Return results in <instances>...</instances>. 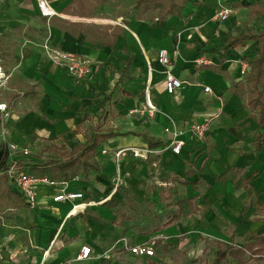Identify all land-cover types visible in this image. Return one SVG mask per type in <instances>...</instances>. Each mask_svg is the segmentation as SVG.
Returning <instances> with one entry per match:
<instances>
[{
	"label": "crops",
	"instance_id": "obj_1",
	"mask_svg": "<svg viewBox=\"0 0 264 264\" xmlns=\"http://www.w3.org/2000/svg\"><path fill=\"white\" fill-rule=\"evenodd\" d=\"M112 1L103 3L100 0H48L57 15L47 19L40 15L38 0H0V64L9 77L5 89L19 106L15 110L9 103L1 102L9 106L10 114L3 122L9 124L11 129L16 127L24 135L33 136L36 142L44 141L46 146L53 144L58 148L64 147L66 151L85 144L96 127L111 128L121 134L107 140L98 149L94 162L99 171H86L70 181L71 187L86 190V202L91 203L77 215L70 213V204L51 203L45 188L39 193L37 208L31 210L8 179L7 187L21 197L27 206L18 208L19 206L8 202L11 208L31 212L35 225L40 227L37 231H32L33 248L26 253L32 260L31 264L35 261L37 264H68L71 262L70 258L74 257L76 262L84 263L103 255L104 251L100 246L103 244V238L114 230L113 211L121 202V199H117L118 189L128 186L123 184L122 178L120 179L121 161L123 165L126 164V170L132 172L134 151L140 153L137 157H142L145 161L148 159L149 153L146 155L148 151L145 149L149 147L143 139L145 134L166 145L171 137L170 133L165 132L169 127L167 117H170L182 132L179 138L185 140V146L180 155L171 154L169 163L170 156L164 153V147L152 150L155 151L153 154H156V158L163 164L166 163L171 171L176 172L179 183L184 187H191L194 195L175 203L177 212L165 224L166 228L185 220L248 221L249 216L254 213V209L252 213L250 211L253 208L250 201L254 191L253 180L256 179L257 171L264 160V145L257 151L254 142L257 129L264 131V124L259 126L257 113L244 106L247 97L246 77L251 70V64L248 62L249 71L244 77H240L236 54L239 45L253 41L238 44L227 51L223 50L222 47L230 35L235 37L240 34L230 33L231 19L217 26L211 20L212 8L204 6L198 10L189 2L181 19L171 17L167 21H158L155 10L139 8L155 12L153 19L156 23H151L150 26L143 17L138 18L122 9L119 10L117 18L122 14L127 16L122 19L123 26L109 24L115 27L94 32L91 29L92 33L71 32L73 27H80L95 18L93 14L86 13L85 4L89 7L90 2H96L105 6ZM135 2L136 0L133 2V8ZM216 33L220 34L221 39L218 45H213L211 37ZM46 44L89 58L92 61V70L87 80L70 77L51 61L44 52ZM255 44L257 47V43ZM161 49L169 52V69L184 81L182 88L175 95H169L165 91L163 68L157 63V53ZM254 55L247 56L252 58ZM199 58H203L207 63L197 65L196 60ZM153 65L158 66V71L153 70ZM149 66L153 70L151 77ZM148 85L151 87L150 101L157 107L158 112L151 116L146 110L142 113L147 117L155 115L154 119L146 124L151 129L131 130L121 123L119 118L126 117L127 121H130L134 109L144 110L146 97L138 98L137 92L142 90L145 93ZM205 87H210L212 92L206 93ZM111 112L118 117L112 123L113 126L99 121L102 114L106 117ZM1 118L2 113L0 121ZM206 120L209 121L211 130L206 145L180 129L186 126L185 130L189 132L192 123H203ZM131 124H135V121L129 122L128 125ZM92 126L94 128L90 131ZM164 135L167 138L165 140ZM19 138L22 139L21 133ZM247 143L250 144L251 150L246 152L241 144ZM204 149L210 151L209 161L200 165L203 158L200 162L196 159L199 163L198 169L188 168V162H193ZM119 150H123V156L120 163L113 166L114 153ZM104 151L106 153H103ZM46 153L54 154L50 159L57 158L56 153ZM42 162L44 161L35 159L29 163ZM107 171H113L108 175V180L110 184L116 185L115 188H107L103 183V174ZM233 171H242L237 180L229 173ZM187 172L192 175L187 177ZM222 175H226V178L219 180ZM199 177L205 184H212L206 198L196 193L200 183ZM195 178L197 181H191ZM184 182L189 184L184 185ZM238 182L240 186L236 189ZM129 186H133L131 182ZM219 190L227 191L224 199H220L216 194ZM190 199L195 211L175 219L179 213L177 203ZM127 204L135 208L131 199L127 200ZM214 207L216 214L212 211ZM77 234H86L87 238L77 237ZM254 234L264 248L262 237L256 231L252 233L249 242L233 248L240 249L254 243ZM83 246L92 249V256L89 260L77 261L76 257ZM260 250V246L256 245L253 249L255 254L248 251L246 254H250L252 260L260 261L264 259V252ZM25 252L20 251L16 258L22 259ZM227 258L232 259L229 254Z\"/></svg>",
	"mask_w": 264,
	"mask_h": 264
},
{
	"label": "rangeland",
	"instance_id": "obj_2",
	"mask_svg": "<svg viewBox=\"0 0 264 264\" xmlns=\"http://www.w3.org/2000/svg\"><path fill=\"white\" fill-rule=\"evenodd\" d=\"M208 1L209 0H188V2L192 3L198 10L204 6L212 8L213 15L211 20L217 26L218 24H224L226 21H221L217 16L219 11L225 7L231 8L233 10V16L228 18V20L231 19L230 33H248L256 35L264 31V19L250 16L247 9L252 3H258L264 6V0ZM133 2L134 0H113L105 6H100L96 2H90L88 4L89 7L85 4L84 8H86V13L93 14L95 18L83 23L80 27H73L71 32L76 33L78 31H83L85 33H92L91 29H93V32L98 29H111L115 27L114 25L116 23H121L120 25L123 26L122 19L127 16L122 14L117 18L119 10L122 9H126L131 15H136L138 18L143 17L149 22L150 26H152L151 23H156L153 19L155 15L154 11H144L143 9L135 10L133 8ZM144 14H146L145 17ZM219 35L216 33L211 37L213 45H218L221 39ZM208 45L211 44L208 43ZM44 52L46 53L45 49ZM256 52L257 47L253 42H247L237 47L236 54H238V74L240 77H244L242 73V64L246 62V56L254 55ZM157 69L158 66L153 65V70L155 71ZM87 78L88 77L84 78L83 81L87 80ZM5 84L6 82L3 84L0 83V103L7 102L12 108L17 110L19 106L16 104L15 100L9 97V92L5 89ZM143 96H145L144 91L140 90L137 92L138 98H142ZM108 114L109 115L106 117L105 114H102V116L99 117V121L101 120V122L106 123L107 126H113L112 123L115 119H118V117L113 112ZM110 116L111 118H109ZM130 116V121H127L126 117H121L119 119L121 123L127 125V128L136 131L151 129L150 126L146 124L155 117V115L153 117H147V115L139 113L131 114ZM133 121H135V124L129 126V122L133 123ZM185 127L186 126L180 129H182L185 134L186 132L189 133L185 130ZM93 128L94 126L91 127L90 131ZM20 133L22 139L19 138ZM165 139H167L166 135L163 136V140ZM1 142L6 143L7 147L12 144L19 147L17 152H10V159L15 157L17 160L23 159L26 163H29L35 159L39 161H48L51 157H54V154L51 155L43 151V148L46 146L44 141L36 142L33 136L29 137L28 135H24L23 132L16 127L11 129L9 124L3 121H0V143ZM168 143L169 142H167L165 148H167ZM241 145L246 152L251 150L250 144ZM22 149L30 150L31 154L29 156H22ZM164 153L170 156L168 163L171 162V151L167 150ZM132 156L134 158V169L132 172H129L126 170V164L123 165V161H121V178L123 184L126 183L129 186L131 182L133 186H127L126 188L121 187V189H118L119 196L117 199H121V202L113 211L114 220L112 222L114 230L103 238V244L100 246L104 253H108V257L101 258L99 256V258L96 257L84 263L76 262L74 257L73 259L70 258L71 262L68 264H264V259L260 261L252 260L250 254H246L240 262L230 258H224L225 249L227 247L238 248L243 246L251 240V235L254 231L262 237L264 242V160L257 171L256 179L253 180L254 191L253 196L250 198L253 208L250 209V211L252 213L254 209V213L249 216L248 221L185 220L175 222L171 227L166 228L165 224L168 223L177 212L175 203L180 199L193 196V189L191 187L182 186L177 180L176 172L171 171L166 163L163 164L160 159H157L156 154H150L146 161L143 160L142 157H137L134 153H132ZM201 158H203V160L200 165H203L202 163H204V161L207 163L211 158L210 151L208 149L201 150L193 162H188L189 166L187 164V167H195L198 169L199 163L196 159L200 162ZM115 165L116 163L114 160L113 166ZM17 168L23 170L18 165ZM110 173L107 171L103 174V183L107 188H115V184L109 183L108 175ZM229 173L237 180L241 176L242 171H233ZM180 178L183 179L182 177ZM201 179L202 178L199 177L200 183L196 193H200V197L206 198V195H208L212 188V184L211 182L205 184ZM191 181L197 180L195 178ZM1 189H3L2 183H0V190ZM122 189L125 192H123ZM216 194H218L220 199H224L227 196V191L219 190ZM128 199H131L133 203H135V208L129 207L127 204ZM205 201H207V199H205ZM249 203L250 202H248V204ZM212 211L213 214L217 213L215 207ZM33 216L34 215L29 211L12 209L7 201L0 199V264L32 263L31 258L27 257L26 253H29L33 248L32 242L34 238L31 236L32 231H37L36 229L40 228L38 225H35ZM76 236L87 238L86 234H77ZM142 241L150 244L154 243L155 256L149 259L134 257L130 254L129 250L124 247V245L132 247L134 244ZM218 245H221L222 248L219 249ZM24 250L26 252L23 258H16V255L20 251L24 252ZM42 252L45 254L46 251L43 249ZM33 264H37V261Z\"/></svg>",
	"mask_w": 264,
	"mask_h": 264
},
{
	"label": "trees",
	"instance_id": "obj_3",
	"mask_svg": "<svg viewBox=\"0 0 264 264\" xmlns=\"http://www.w3.org/2000/svg\"><path fill=\"white\" fill-rule=\"evenodd\" d=\"M101 2H107L108 0H100ZM188 0H136L134 9L138 10L143 7L146 9H153L156 11V19L158 21H167L171 17H183V10ZM250 16H258L264 19V7L257 3H252L248 6ZM247 41H253L257 43L258 51L250 58L246 56V62L251 64V70L246 77L247 82V97L244 103L246 108L251 111H255L258 115V125L264 124V31L259 34H247L240 33L237 36L230 35L228 41L222 47L223 50L227 51L238 44H242ZM104 94V93H102ZM255 137V146L257 151H260L264 145V131L257 129ZM119 134L116 130L111 128L102 129L96 127L95 130L90 134L85 144L75 146L71 151H66L64 147H56L51 144L43 148V151L49 153H56L57 158L44 161L42 163H26L25 160L21 159L17 162V165L23 169L24 172L30 175H34L39 178H48L52 182L63 183L70 182L79 174H84L89 170L99 171V167L96 166L94 158L98 154V149L107 140L114 138ZM143 139L149 147V150H155L159 147H165L164 143L153 138L143 135ZM11 164L10 154L7 149V144L4 142L0 143V183L3 184V189L0 190V199L3 201L10 202L18 208H27L21 197L11 192L7 187L8 175L7 171ZM191 172H187L186 176H191ZM87 177V173L86 176ZM226 175H222L219 180H224ZM189 183L184 182V185ZM239 182L236 183L235 188H239ZM179 213L174 217L179 219L182 216H188L189 213L195 211V207L192 199L179 201ZM255 239L254 243H249L240 249H234L233 247H227L225 250L224 258H227L228 254L233 260H241V258L250 252L255 254L254 247L260 246L264 252L263 244L258 240L257 235H253ZM222 247L219 246V249Z\"/></svg>",
	"mask_w": 264,
	"mask_h": 264
},
{
	"label": "built area",
	"instance_id": "obj_4",
	"mask_svg": "<svg viewBox=\"0 0 264 264\" xmlns=\"http://www.w3.org/2000/svg\"><path fill=\"white\" fill-rule=\"evenodd\" d=\"M38 8L40 15L44 18L50 19L57 15L56 11L49 5L48 0H38ZM217 16L221 21L227 20L229 17L233 16V10L229 7L223 8ZM44 49L49 56L50 60L56 63L60 68H62L70 77L76 80H82L91 73L92 70V61L84 56L78 55L76 53H70L61 51L51 47V45L46 44ZM157 63L159 66L163 68L164 73V87L165 91L169 95H175L179 89L182 88L184 81L178 78L176 75L172 73L169 69L171 65V58L169 52L167 50L161 49L157 53ZM198 65L206 64L207 61L203 58H199L196 60ZM250 69V65L248 62H244L242 64V73L244 75ZM152 67L149 66V76L152 74ZM9 79L8 75H6L2 65L0 64V83L3 84ZM150 85L147 86L145 90V104L144 110L139 111L138 109H134L132 111L133 114L144 113L146 110L147 113L151 116L154 113H157V107L154 106L150 101ZM204 91L206 93H211L210 87H205ZM0 113H2V121L3 119H7L10 117L9 107L5 103L0 104ZM169 121V127L165 129L166 133H170L171 137L168 143L167 148H163L164 150H170L174 155H180L185 146V140L180 139V135L182 132L177 128L175 123L170 117H167ZM189 133L193 139L198 142L207 144V139L209 137V121L206 120L203 123H192L189 126ZM9 154L10 152H17L19 147L15 144L9 145L7 147ZM22 156H29L31 151L28 149H22ZM148 151L149 155L153 154L155 151L145 149ZM103 153H106L104 151ZM123 150H119L115 153V161L116 164L120 163V160L123 156ZM136 154V153H134ZM147 155V156H149ZM146 156V157H147ZM21 160V159H20ZM17 160L15 157L11 158V164L7 171L8 179L12 183V185L16 188L18 193L24 199L26 205L31 209L35 210L39 203V193L42 188L48 190L47 198L53 204H70L72 205L70 213L72 215H77L78 213L84 211L91 203H87L86 190L77 189L75 187H71V182H63L56 183L50 181L48 178H39L34 175L27 174L23 170L17 168ZM121 172V169H120ZM121 179V174H120ZM77 182L79 179H75ZM116 186V185H115ZM130 252V254L134 257L140 258H152L155 256L154 251V243H140L134 244L132 247H128V245H124ZM106 254V255H105ZM108 253H103L101 258L108 257ZM92 256V249L88 246H83L80 249L79 254L76 257L77 261H86L89 260Z\"/></svg>",
	"mask_w": 264,
	"mask_h": 264
},
{
	"label": "bare ground",
	"instance_id": "obj_5",
	"mask_svg": "<svg viewBox=\"0 0 264 264\" xmlns=\"http://www.w3.org/2000/svg\"><path fill=\"white\" fill-rule=\"evenodd\" d=\"M117 25H120L121 23H116ZM133 153H136V156H140V153L137 151H134ZM148 154V152L146 153V155Z\"/></svg>",
	"mask_w": 264,
	"mask_h": 264
}]
</instances>
